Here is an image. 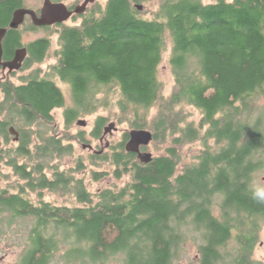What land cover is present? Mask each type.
<instances>
[{"label":"trees","instance_id":"obj_1","mask_svg":"<svg viewBox=\"0 0 264 264\" xmlns=\"http://www.w3.org/2000/svg\"><path fill=\"white\" fill-rule=\"evenodd\" d=\"M150 1L106 0L80 24L60 28L46 75L3 85L0 165L15 180L0 185V226L30 223L20 264H49L61 238L67 262L118 256L124 264H174L190 236L198 264H256L264 221V196L252 185L255 172H264V0H157L143 18L137 5ZM17 2L0 3V17ZM50 47L49 39L30 44L24 69L44 61ZM167 47L174 87L164 97L158 73ZM56 80L70 89L71 106ZM112 88L118 121L150 130L152 143L166 148L143 164L126 153L124 133L109 153L90 159L127 181L91 194L75 176L82 160L66 170L56 163L72 155L71 139L43 127L58 108L65 107L66 125L93 114ZM190 107L200 112L197 122L185 112ZM106 121L95 120L93 138ZM9 127L19 133L16 146ZM75 139L85 141L82 133ZM195 143L199 151L180 167V150ZM91 175L98 181L107 172ZM45 192L71 194L74 203H48Z\"/></svg>","mask_w":264,"mask_h":264},{"label":"rangeland","instance_id":"obj_2","mask_svg":"<svg viewBox=\"0 0 264 264\" xmlns=\"http://www.w3.org/2000/svg\"><path fill=\"white\" fill-rule=\"evenodd\" d=\"M31 3H38L39 0H29ZM72 0H66V2H71ZM203 3H212L215 0H202ZM106 0H99L96 6H104ZM158 5L157 0H153L150 2H146L143 5L141 12V16L143 18H151V13L156 10ZM91 11V10H90ZM81 21L78 20L73 23H68V26L80 24ZM46 37L51 42V47L48 52L46 59L40 63L33 64L30 68L20 70L13 74L8 81L13 84H20L22 80L37 72L39 76H44L47 74V71L51 65L55 63V56L54 52L58 48L57 42L58 37L56 33H46V32H39L35 33L30 36V40H36L39 38ZM170 54V48L167 47V50L164 52L163 60L159 68L158 73V80L163 85V95L167 97L170 95L173 87H174V77L172 75V71L169 67L168 58ZM57 85L61 89L63 96H64V105L69 107L72 105V98H71V91L68 86L56 80ZM110 97L107 100V104L104 107H98L96 111L91 115H86L82 117H78L75 121L72 122L70 125L65 124L64 119V109L65 107L55 109L52 112L53 115V124L45 125L43 130L47 133V135L53 134V132H57L59 135L66 136L70 138V144L73 148V153L71 156H65L61 160L56 161L60 165L62 170L69 169L72 166H75L77 160H82L84 162L85 169L81 172L75 173L77 178H81L83 183L91 194L97 193L98 190L103 188L109 187H120L126 181L127 178L124 177L121 180H116L112 177L113 169L109 164L106 162H95L92 163L90 157L98 154H107L110 151V148L113 145H116L122 142V136L124 133H129L132 129L129 127L128 123L126 122H119L118 116V109L116 106V100L118 98L117 91L112 88L109 91ZM3 99V97H2ZM0 96V102H2ZM263 100L259 99L258 105H262ZM103 106V104H102ZM185 112L190 113L189 120H194L197 122L200 119V112L192 107L185 108ZM156 112V108L150 113V119ZM98 117H104L107 119L104 127L108 128L110 124H114L113 128L110 129L109 133L105 136L100 138H93L90 132L93 129L94 122ZM78 120H83L86 122V126L81 127L77 124ZM40 124H34L32 126V131L37 132V126ZM10 128V127H9ZM42 127H40L41 129ZM148 130V129H146ZM150 131V130H149ZM82 133L85 138L84 142H80L76 140V136ZM10 135V146H16L17 142L13 140V136ZM72 138H74L72 140ZM36 143L35 139H33V144ZM82 145H90L92 147L91 150L83 149ZM168 145V144H167ZM166 145V146H167ZM166 147L162 146L161 144H153L151 143L146 149V152L152 154V156H156L159 152L163 151ZM199 151V144L195 143L192 145H188L183 147L179 154L181 158L180 167L187 163H190L196 153ZM91 171L97 172H107V175L103 176L101 180L95 181L92 178ZM254 181L252 185L254 189L257 191L258 194L264 196V172H255ZM15 178L11 175L10 170L5 167L4 165H0V185L7 186L9 182H12ZM31 197L34 198L35 195L31 194ZM44 201L48 203H52L58 206H71L74 203V198L71 194L65 195L62 193H50L45 192ZM28 220H15V222L9 227L4 224L3 227L0 226V264H20L21 258L23 256V252L29 246V230L31 225L27 222ZM31 222V221H30ZM32 223V222H31ZM30 226V227H29ZM191 236L188 238L186 243L182 246L181 250L179 251V256L177 260H175L174 264H198V247L197 241ZM63 239L61 238L59 243L60 247L57 251L53 254L51 261L49 264H91L88 259L87 261H72L67 262L68 259L65 260V254L67 251V246L63 243ZM72 244V243H70ZM252 259L256 264H264V221L261 222L260 228L258 231V241L253 250ZM93 264V263H92ZM99 264H124L118 256L110 257L105 262Z\"/></svg>","mask_w":264,"mask_h":264},{"label":"flooded vegetation","instance_id":"obj_3","mask_svg":"<svg viewBox=\"0 0 264 264\" xmlns=\"http://www.w3.org/2000/svg\"><path fill=\"white\" fill-rule=\"evenodd\" d=\"M6 0H0V3L5 2ZM47 0H39L38 3H31L29 0H18L17 5L8 10L7 13H4L0 17V29H5L6 33L1 41L2 47V58L0 64V96L3 97V85L8 81V79L15 74L16 72L23 70L26 66V61L30 57V44L34 43L40 39H48L46 37L39 38L36 40H30V36L39 33L46 32L56 33L57 36L60 34V28L67 25L68 23H73L78 20H82L85 15L90 13V10L93 9L95 5L99 2L97 0L93 4H87L84 11L80 14L75 12L76 8L84 5V0H72L71 2H66V0H49L53 4H63L66 7L67 12L70 14L69 18L66 21L61 23H54L52 25L38 26L35 21L39 20L42 15V8L44 2ZM31 11L33 15L24 14L22 17L21 23L14 29L10 27V24L14 18V13L17 11ZM11 38V39H9ZM13 39V40H12ZM17 51H24V59L22 62V67L18 71H8L2 67L3 63L9 62L14 59L15 53ZM145 151V149H141Z\"/></svg>","mask_w":264,"mask_h":264},{"label":"water","instance_id":"obj_4","mask_svg":"<svg viewBox=\"0 0 264 264\" xmlns=\"http://www.w3.org/2000/svg\"><path fill=\"white\" fill-rule=\"evenodd\" d=\"M97 0H84V5L79 6L76 8L75 12L77 14H80L84 11L87 4H93ZM142 6L137 5V9L139 11L142 10ZM31 14L33 15V12L31 11H17L14 13V18L10 24V27L12 29L16 28L22 21V17L24 14ZM42 15L39 20H36L35 23L38 26H44V25H52L54 23H61L63 21H66L70 14L67 12L66 7L63 4H53L49 0L44 2L43 8H42ZM6 33L5 29H0V64H1V58H2V47H1V41ZM24 59V51H17L15 53V57L13 60L3 63L2 67L4 69H8V71H18L22 67V62ZM77 124L81 127L86 126V122L83 120H78ZM114 124H110L108 128L104 129L103 136H105L107 133H109L110 129H112ZM9 134H11L14 138V141L19 140V133L17 130L13 127L9 128ZM153 141L152 133L149 130L146 129H132L128 133V140L124 144V149L126 153L129 154H135L137 156V159L143 163L148 164L153 156L151 153L142 151L141 149H146ZM83 149L91 150L92 147L90 145H82ZM101 152H98L100 154Z\"/></svg>","mask_w":264,"mask_h":264}]
</instances>
